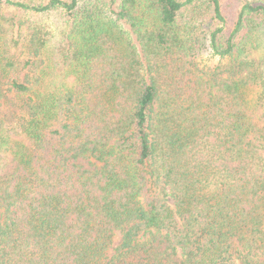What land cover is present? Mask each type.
I'll use <instances>...</instances> for the list:
<instances>
[{"label": "trees", "instance_id": "1", "mask_svg": "<svg viewBox=\"0 0 264 264\" xmlns=\"http://www.w3.org/2000/svg\"><path fill=\"white\" fill-rule=\"evenodd\" d=\"M0 264H264V0H0Z\"/></svg>", "mask_w": 264, "mask_h": 264}, {"label": "rangeland", "instance_id": "2", "mask_svg": "<svg viewBox=\"0 0 264 264\" xmlns=\"http://www.w3.org/2000/svg\"><path fill=\"white\" fill-rule=\"evenodd\" d=\"M216 60H217V58H214V57H212V58H206V57H204L203 58V63L209 64V63L215 62ZM119 238H120V234L118 233L117 236H116V238H115V243H118Z\"/></svg>", "mask_w": 264, "mask_h": 264}]
</instances>
